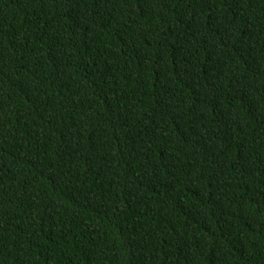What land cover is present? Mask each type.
Segmentation results:
<instances>
[{"label":"trees","instance_id":"1","mask_svg":"<svg viewBox=\"0 0 264 264\" xmlns=\"http://www.w3.org/2000/svg\"><path fill=\"white\" fill-rule=\"evenodd\" d=\"M0 264H264V0H0Z\"/></svg>","mask_w":264,"mask_h":264}]
</instances>
